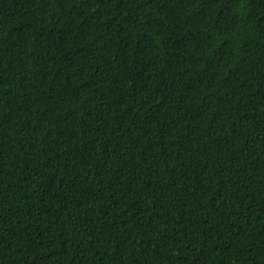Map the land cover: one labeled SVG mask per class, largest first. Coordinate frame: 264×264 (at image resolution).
<instances>
[{
	"label": "trees",
	"instance_id": "16d2710c",
	"mask_svg": "<svg viewBox=\"0 0 264 264\" xmlns=\"http://www.w3.org/2000/svg\"><path fill=\"white\" fill-rule=\"evenodd\" d=\"M0 264H264V0H0Z\"/></svg>",
	"mask_w": 264,
	"mask_h": 264
}]
</instances>
